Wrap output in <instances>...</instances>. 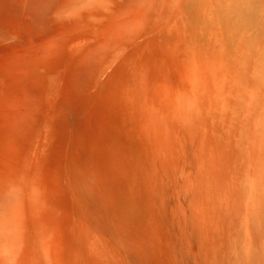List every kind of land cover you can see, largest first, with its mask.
<instances>
[{
  "label": "rangeland",
  "instance_id": "rangeland-1",
  "mask_svg": "<svg viewBox=\"0 0 264 264\" xmlns=\"http://www.w3.org/2000/svg\"><path fill=\"white\" fill-rule=\"evenodd\" d=\"M17 199L0 264H264V0H0Z\"/></svg>",
  "mask_w": 264,
  "mask_h": 264
},
{
  "label": "bare ground",
  "instance_id": "bare-ground-1",
  "mask_svg": "<svg viewBox=\"0 0 264 264\" xmlns=\"http://www.w3.org/2000/svg\"><path fill=\"white\" fill-rule=\"evenodd\" d=\"M18 205L19 199L10 208L8 206H1L0 203V228L3 227L5 230L11 231L20 225L21 218L25 214Z\"/></svg>",
  "mask_w": 264,
  "mask_h": 264
}]
</instances>
